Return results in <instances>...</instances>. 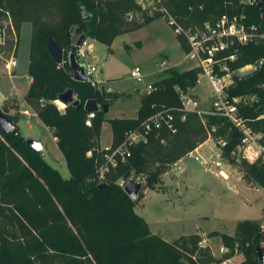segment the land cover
<instances>
[{
    "label": "trees",
    "instance_id": "trees-1",
    "mask_svg": "<svg viewBox=\"0 0 264 264\" xmlns=\"http://www.w3.org/2000/svg\"><path fill=\"white\" fill-rule=\"evenodd\" d=\"M163 4L183 27L242 12L246 23L264 32V0H163ZM158 15L147 14L135 0H0V24L4 17L8 20L0 49L7 56L15 52L20 23H30L29 83L23 100L54 137L68 172L62 177L40 151L25 142L16 124L8 132L0 130V264H184L183 259L207 264L234 252L243 253L237 264H257L254 247L264 239V227L258 221L238 219L232 233L210 231L228 249L214 258L198 245L196 233L165 240L152 232L133 210L139 193L131 200L117 181L132 171L143 178L144 186L153 187L173 161L212 137L220 156L237 164L246 180L264 189V164L248 162L236 152L241 132L232 122L217 112L199 115L182 107L178 92L196 84L195 67L179 71L169 66L164 76L153 81L155 88L139 97L134 116L106 118L110 143L108 148L98 144L105 119L102 106L108 107L120 93L98 87L90 77L72 78L67 54L70 49L75 56L77 52L68 43L69 34L109 45L115 35ZM47 37L62 49L60 62L50 57ZM175 38L186 51L184 36L176 33ZM229 52L235 55L226 60L230 70L261 60L255 73L227 85L224 92L228 102L239 97L236 115L264 135V118H256L257 107L264 103V42H234L224 54ZM67 88L78 102L66 103L60 110L55 100ZM88 98L100 103L89 125L84 123L82 107ZM0 110L20 116L14 97L4 98ZM157 112L155 125L149 117ZM129 132L142 133L143 139L128 141ZM123 141L128 154L111 165L105 154ZM99 182L104 185L97 187Z\"/></svg>",
    "mask_w": 264,
    "mask_h": 264
},
{
    "label": "rangeland",
    "instance_id": "rangeland-1",
    "mask_svg": "<svg viewBox=\"0 0 264 264\" xmlns=\"http://www.w3.org/2000/svg\"><path fill=\"white\" fill-rule=\"evenodd\" d=\"M140 4V8L147 14H152L158 9L151 0H140ZM167 10L169 11L168 8ZM169 14L175 19L170 11ZM7 21L4 17L0 25ZM176 22L182 26L177 20ZM28 41L29 32L21 29L14 54L16 64L12 66L14 75L5 73L3 62L8 56L6 51L0 49V95L12 94L16 102L20 103V108H25L22 95L27 87ZM81 43L76 50V59L83 65L94 67L90 78L96 81L98 87L120 93L104 113L105 119L101 122L98 137L100 147H106L110 143V127L106 118L134 116L139 97L145 92L144 84L151 83L167 73V68H158L159 60L164 59L168 66L179 71L188 69L195 63V59L188 57L178 44L172 26L160 15L136 29L115 35L109 45L89 37ZM80 49H87V52L80 54ZM133 66H137L140 71L139 79L129 76V70ZM250 66L236 70V73L242 75L251 69ZM189 95L195 100L197 109H209L213 93L203 76H198L196 84L189 89ZM56 104L60 110L64 106L58 100ZM27 110L30 114L20 113L16 122L20 134L24 138L38 139L45 161L55 167L62 177H67L63 157L50 131L32 110ZM209 138L198 148L202 157H205L209 147L212 149L206 157L212 158L216 153L219 154L215 141L212 137ZM221 160L220 168H224L227 174L224 178H231L233 188L224 184L217 173L218 167H212L210 164L211 170L205 169L201 162L185 155L179 161L180 168L172 173L173 167L169 165L167 170L158 176L153 187L144 186L143 181L139 196L133 205L134 212L144 219L152 232L165 240H171L181 233L197 231L202 234H198V245L207 248L214 258L220 257L228 249L220 246L219 236L210 235V231L232 233L235 222L243 218L254 219L264 227V189L246 180L237 164L228 163L222 157ZM133 174L131 171L128 177ZM135 176L136 179L143 180L142 177L136 174ZM126 179L124 178V181ZM182 183L184 187L180 189L178 185ZM202 237L206 239L202 241ZM260 245L264 253V239L260 241ZM192 257L196 258V254ZM242 258V252H234L218 263L207 264H237ZM183 262L190 264L186 259H183Z\"/></svg>",
    "mask_w": 264,
    "mask_h": 264
},
{
    "label": "built area",
    "instance_id": "built-area-1",
    "mask_svg": "<svg viewBox=\"0 0 264 264\" xmlns=\"http://www.w3.org/2000/svg\"><path fill=\"white\" fill-rule=\"evenodd\" d=\"M151 1L158 7L155 13H158L160 16L166 18L167 23L172 26L173 32L175 34L179 33L184 36L188 46L185 54L188 57L195 59L193 67L196 68L197 79L199 75L203 76L209 83L210 90L213 93L209 109L199 110L195 107L196 102L190 97L189 90H180L178 92V96L182 107L184 109L195 110L199 115L201 113L215 112L225 115L241 132L240 141L236 146V152L248 162L259 160L264 164V135H262L260 132L251 130V128L239 116L236 115L235 102L239 99V97H232L231 102H228L225 98L224 92V87H226L231 81V75L236 73V70H242L245 67L250 66V64H244L235 70H230L226 60L233 59L235 55L234 52L224 54V51L228 49L234 42H264V32L258 31L256 25L252 23H246L244 21V15L242 12L233 13L231 15L223 13L212 22L204 21L200 25H195L193 27H183L179 25L169 14L166 5L163 4V0ZM135 2L141 6L140 0H135ZM4 39L5 31L3 24L0 26V45L4 43ZM80 54H82L81 50ZM14 64L15 58L13 54H10L8 58H5L4 62L6 72L9 73V70ZM157 66L159 69L169 67L164 59L159 60ZM251 67L252 66H250V68ZM93 70L94 67L92 65H84V72L87 77H90V74ZM218 71H222V73L218 74ZM129 76L134 79H139L141 77L137 66H133L129 70ZM154 88L155 85L153 82L144 84L145 91H149ZM55 102H57V100H55ZM57 107L59 108L58 105ZM22 112L24 114H29L27 110H23ZM94 112L95 111L91 110L86 111L84 119L85 124H90L91 118L94 116ZM159 114L160 112H157L149 117V121L157 125V117ZM256 118H264V110L258 112ZM147 127L148 124L146 125V128ZM139 139H143L142 133L129 132L126 135V140L128 141H137ZM108 146L105 148H108ZM127 154L128 150L125 146V141H123L110 149L108 153L105 154V157L111 165H115L117 160H122ZM185 155L191 156L194 160L201 162L205 169H210V164H212V167H218L217 173L222 177L226 176V174L220 168L222 164L221 157L219 156L220 154L216 153V155L212 158L202 157L200 154L196 153L193 148L192 150L186 152L183 156ZM181 157L177 158L170 164V166L173 167L171 171L172 173L180 168L179 159ZM101 170L102 169L100 168V171ZM99 177H101V172L99 173ZM125 181L120 179L118 184L123 186Z\"/></svg>",
    "mask_w": 264,
    "mask_h": 264
},
{
    "label": "water",
    "instance_id": "water-1",
    "mask_svg": "<svg viewBox=\"0 0 264 264\" xmlns=\"http://www.w3.org/2000/svg\"><path fill=\"white\" fill-rule=\"evenodd\" d=\"M83 39L84 38L82 35L77 37L75 34L71 33L69 34L68 43L71 46H75V48L77 49L81 45ZM46 49L53 60H55L56 62H60L62 60V49L56 45L55 41L51 37H47ZM84 53H86L85 50L82 51V54ZM67 62L71 70V75L73 79L78 81H84L88 79L87 75L84 72V65L82 63H79L76 59L74 49L69 50L67 54ZM260 63L261 60H258L256 64L251 67V69L244 72L242 75L238 73L232 74L231 81L228 84V86L234 84L241 77L246 78L249 75L255 73L258 70ZM56 99L62 102L63 105L66 103L76 104L78 102L77 98L74 97L73 91L70 88H67L63 90L61 93H59ZM99 106L100 103H98L97 100L94 98L85 99V101L82 104V107L85 111H90V110L96 111L99 109ZM102 109L103 111H106L107 106L103 104ZM262 109H264V103L258 106L256 111L260 112L262 111ZM18 120H19L18 114L12 113L11 115H6L0 110V130L2 132H8L10 130H13V126L14 124H16ZM24 140L32 149L40 151V153H42L41 143L38 139L24 138ZM103 185H104L103 182H99L97 184V187H101ZM142 185H143V180L136 179V176L133 174L126 179L125 183L122 186V189L131 200H135L139 191L141 190ZM254 250H255V260L257 264H264V253L262 251L261 246L255 245Z\"/></svg>",
    "mask_w": 264,
    "mask_h": 264
},
{
    "label": "crops",
    "instance_id": "crops-1",
    "mask_svg": "<svg viewBox=\"0 0 264 264\" xmlns=\"http://www.w3.org/2000/svg\"><path fill=\"white\" fill-rule=\"evenodd\" d=\"M21 29H23V31H28L29 32V35H30V23H28V21H22L21 23H20V25H19V29H18V35H17V43H16V48H15V52H16V49H17V45H18V37H19V33H20V31H21ZM82 44V43H81ZM91 45V42H89L88 43V46H90ZM89 48V47H88ZM81 50V49H80ZM83 50H85L86 52H87V49H83ZM15 52H14V54H15ZM14 54H13V56H14ZM16 64V63H15ZM27 66V65H26ZM14 67V66H13ZM13 67H11V69L9 70V73L8 72H6V69H5V67H4V62H3V68H4V71H5V73L6 74H13L14 73V68ZM14 75V74H13ZM28 83H29V78H28V75H27V85L26 86H28ZM27 88V87H26ZM190 89V88H189ZM188 89V90H189ZM25 92V91H24ZM2 95V96H1ZM0 95V103H1V101L4 99V98H7V97H13L12 96V94H7V95H3V94H1ZM22 97H23V95H22ZM24 101V100H23ZM17 107H18V111H19V113H22V114H24L22 111L23 110H27V109H29V110H31L30 109V107L24 102V105H25V108H20V103L19 102H17ZM28 111V110H27ZM10 112H12V111H10ZM29 112V111H28ZM33 112V111H32ZM29 114H30V112H29ZM29 114H26V115H29ZM33 114H35L34 112H33ZM35 116H36V114H35ZM37 117V116H36ZM19 118H20V116H19ZM38 118V117H37ZM39 120V119H38ZM40 121V120H39ZM54 138V137H53ZM210 138L209 137H207L205 140H203L202 142H200L198 145H196L195 147H194V151L196 152V153H198V154H200L199 153V151H198V148L206 141V140H209ZM55 140V139H54ZM107 147V146H106ZM105 148V147H104ZM210 149H212V147H209V148H207V151L205 152V157H206V155L208 156V154H209V150ZM201 155V154H200ZM202 156V155H201ZM182 159V157L179 159V161ZM205 168V167H204ZM222 170H223V172L226 174V172H225V169L224 168H222ZM227 175V174H226ZM219 176V175H218ZM220 178L224 181V184H226L227 186H230L231 188H233V185L231 184V182H232V180H231V178H228L227 180L224 178V177H222V176H220ZM179 186V188L180 189H183V187H184V185H183V183L182 184H179L178 185ZM190 233H197V234H199L197 231H194V232H190ZM227 233H231V232H227ZM181 234H186V233H181ZM200 236L202 235V234H199ZM206 238L205 237H202V241L203 240H205ZM220 246H221V243H220Z\"/></svg>",
    "mask_w": 264,
    "mask_h": 264
},
{
    "label": "bare ground",
    "instance_id": "bare-ground-1",
    "mask_svg": "<svg viewBox=\"0 0 264 264\" xmlns=\"http://www.w3.org/2000/svg\"><path fill=\"white\" fill-rule=\"evenodd\" d=\"M58 102H60V101H58ZM60 103H62V102H60ZM63 104V103H62Z\"/></svg>",
    "mask_w": 264,
    "mask_h": 264
},
{
    "label": "flooded vegetation",
    "instance_id": "flooded-vegetation-1",
    "mask_svg": "<svg viewBox=\"0 0 264 264\" xmlns=\"http://www.w3.org/2000/svg\"><path fill=\"white\" fill-rule=\"evenodd\" d=\"M77 50V49H76Z\"/></svg>",
    "mask_w": 264,
    "mask_h": 264
}]
</instances>
